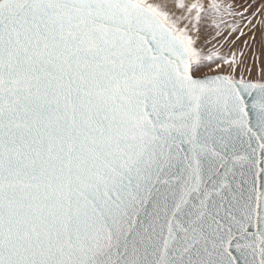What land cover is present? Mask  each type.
Here are the masks:
<instances>
[{
    "label": "snow or ice",
    "instance_id": "1",
    "mask_svg": "<svg viewBox=\"0 0 264 264\" xmlns=\"http://www.w3.org/2000/svg\"><path fill=\"white\" fill-rule=\"evenodd\" d=\"M0 264H264V0H0Z\"/></svg>",
    "mask_w": 264,
    "mask_h": 264
}]
</instances>
